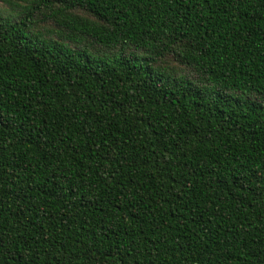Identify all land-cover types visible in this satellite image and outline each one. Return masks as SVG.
Masks as SVG:
<instances>
[{
    "label": "trees",
    "instance_id": "trees-1",
    "mask_svg": "<svg viewBox=\"0 0 264 264\" xmlns=\"http://www.w3.org/2000/svg\"><path fill=\"white\" fill-rule=\"evenodd\" d=\"M0 2V264H264V0Z\"/></svg>",
    "mask_w": 264,
    "mask_h": 264
},
{
    "label": "rangeland",
    "instance_id": "rangeland-1",
    "mask_svg": "<svg viewBox=\"0 0 264 264\" xmlns=\"http://www.w3.org/2000/svg\"><path fill=\"white\" fill-rule=\"evenodd\" d=\"M3 7H4V4L0 2V10H5Z\"/></svg>",
    "mask_w": 264,
    "mask_h": 264
}]
</instances>
